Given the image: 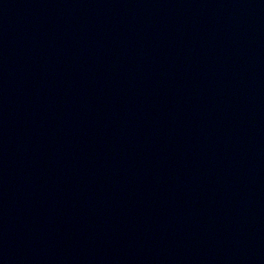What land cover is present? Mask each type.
Here are the masks:
<instances>
[{
    "label": "water",
    "instance_id": "95a60500",
    "mask_svg": "<svg viewBox=\"0 0 264 264\" xmlns=\"http://www.w3.org/2000/svg\"><path fill=\"white\" fill-rule=\"evenodd\" d=\"M0 264H264V0H0Z\"/></svg>",
    "mask_w": 264,
    "mask_h": 264
}]
</instances>
